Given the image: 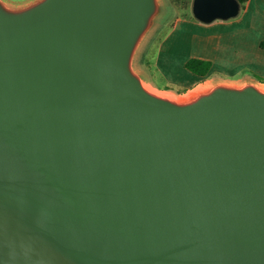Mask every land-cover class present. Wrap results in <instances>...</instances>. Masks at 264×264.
<instances>
[{
  "label": "water",
  "instance_id": "water-1",
  "mask_svg": "<svg viewBox=\"0 0 264 264\" xmlns=\"http://www.w3.org/2000/svg\"><path fill=\"white\" fill-rule=\"evenodd\" d=\"M241 10L193 2L206 23ZM169 12L0 0V264H264V81L149 89Z\"/></svg>",
  "mask_w": 264,
  "mask_h": 264
},
{
  "label": "rangeland",
  "instance_id": "rangeland-1",
  "mask_svg": "<svg viewBox=\"0 0 264 264\" xmlns=\"http://www.w3.org/2000/svg\"><path fill=\"white\" fill-rule=\"evenodd\" d=\"M167 1L170 12L152 33L140 60L141 68L148 73L154 87L176 95H189L197 90L198 84L213 82L217 78L242 81L252 76L264 81V46H261L262 43L257 46V38L254 41L248 40L245 48L239 45L236 38L239 36L235 37L237 40L234 43L228 44L225 42L226 37L222 40V24L225 20L217 19L206 23L195 16L191 0ZM260 34L263 38L264 33ZM191 56L215 59L218 68L226 67L227 64L234 67L243 60L244 63H251L250 59L255 62L238 73L233 71L227 74L216 69L208 76L198 78L197 83H181L185 70L194 75L184 63L181 65L182 61Z\"/></svg>",
  "mask_w": 264,
  "mask_h": 264
},
{
  "label": "crops",
  "instance_id": "crops-1",
  "mask_svg": "<svg viewBox=\"0 0 264 264\" xmlns=\"http://www.w3.org/2000/svg\"><path fill=\"white\" fill-rule=\"evenodd\" d=\"M193 2L194 0H191V4ZM222 30H223L222 40H224L226 37L225 42H227L228 44L234 43L238 39L239 45L244 47L248 40L254 41L257 38L258 40L257 46H260V44L264 42V37L262 38V36H260L261 35L260 33H264V0H248L245 6L244 7L242 6V10L237 17L224 21V23L222 24ZM235 37L237 39H235ZM186 60L182 61L181 64L182 66L183 63L185 65ZM212 60L214 61L212 71L216 69H221L227 74L233 71H235L234 73H238L243 69H245L247 66L254 65L253 63L255 62L253 59H250L251 63L248 62L244 63L243 60V62L237 63L234 67L233 66L229 67L227 64L226 67L218 68L215 59ZM226 69L228 71H226ZM198 78H202V77L198 76L195 73L194 75H190L188 74V71L185 70V74L181 79L182 81L181 83L184 82L186 84L187 81L189 83L192 81H195V83H197L199 81Z\"/></svg>",
  "mask_w": 264,
  "mask_h": 264
},
{
  "label": "trees",
  "instance_id": "trees-1",
  "mask_svg": "<svg viewBox=\"0 0 264 264\" xmlns=\"http://www.w3.org/2000/svg\"><path fill=\"white\" fill-rule=\"evenodd\" d=\"M244 7L248 0H240ZM264 46V42L262 43ZM214 61L210 58L191 56L187 58L185 67L200 77L208 76L213 69Z\"/></svg>",
  "mask_w": 264,
  "mask_h": 264
},
{
  "label": "bare ground",
  "instance_id": "bare-ground-1",
  "mask_svg": "<svg viewBox=\"0 0 264 264\" xmlns=\"http://www.w3.org/2000/svg\"><path fill=\"white\" fill-rule=\"evenodd\" d=\"M147 85V87L149 88V89H151V90H153V91H155V92H159V93H161V94H165V95H168V96H172V97H174V98H178V99H184V97H179V96H176V95H174L173 93H171V92H167V91H160L159 89H156L154 86H152L151 84H146Z\"/></svg>",
  "mask_w": 264,
  "mask_h": 264
}]
</instances>
